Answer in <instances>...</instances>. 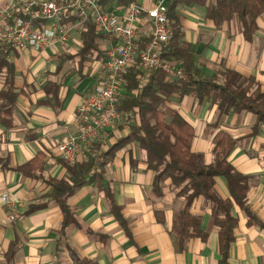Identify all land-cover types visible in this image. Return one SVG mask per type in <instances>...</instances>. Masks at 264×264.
Instances as JSON below:
<instances>
[{
    "label": "crops",
    "instance_id": "crops-1",
    "mask_svg": "<svg viewBox=\"0 0 264 264\" xmlns=\"http://www.w3.org/2000/svg\"><path fill=\"white\" fill-rule=\"evenodd\" d=\"M6 1L0 0V7ZM155 1L113 0L105 9L122 10L123 5L131 3L147 9ZM176 13L184 42L202 75L210 77L232 70L243 77H253L264 91V15L257 19L258 29L252 39L246 41L238 22L232 20L216 28L205 19L204 8L198 5L180 6ZM73 18L67 16L65 24L74 25ZM149 29L148 23L142 24L138 44H146ZM82 30L83 27L74 26L64 46L40 52L21 48L7 56L14 67L18 98L10 119L0 121V264H6L5 256L11 249L13 264H80L84 260L95 264H221L218 229L211 223L209 203L202 198L195 199L188 211L200 219V235L186 241L182 250L178 248L171 229L185 201L175 195L170 180L164 182L161 197L153 194L154 174L148 170L145 153L137 143L117 151L104 167L103 189L87 182L68 199L79 227L70 225L63 234V215L51 200V188L43 180L25 178L18 172V168L41 154L46 160L45 179L69 176L58 163L61 158L56 145L76 133V110L93 91L109 47L107 39L100 35V53L79 65L75 56L81 46ZM66 57L69 58L63 61ZM50 82L58 85V102L62 104L59 111L58 104L45 92ZM2 89L0 78V92ZM166 107L177 111L192 127L191 151L200 164L213 162L212 139L217 131L233 138L235 146L228 162L249 177L247 207L257 222L264 224V124L254 133L256 118L247 112L218 119L217 106L207 98L200 104L192 96L181 101L171 98ZM217 122L218 127L214 128ZM127 132L126 126L110 128L94 146L99 145L100 152H104ZM85 160L82 155L76 164ZM215 191L224 200L230 197L223 177L215 178ZM5 193L9 199L3 200ZM38 204L42 209L24 214L29 206ZM116 210L123 224L116 219ZM232 215L237 223L226 264H264V228L250 222L236 205Z\"/></svg>",
    "mask_w": 264,
    "mask_h": 264
},
{
    "label": "trees",
    "instance_id": "trees-1",
    "mask_svg": "<svg viewBox=\"0 0 264 264\" xmlns=\"http://www.w3.org/2000/svg\"><path fill=\"white\" fill-rule=\"evenodd\" d=\"M112 1L100 0V7L105 10V6ZM117 1L121 3L124 0ZM128 5H123V8ZM190 5L203 7L205 19L211 21L216 28L232 20L238 22L246 41L252 39L258 29L257 19L264 15V0H211L210 3L207 0H172L167 17L172 22L174 32L172 41L163 51L162 57L180 65L189 78L188 82L167 81L160 71H152L145 80H141L142 72L139 69V58L136 56L134 65L121 77L123 92L118 100L119 111L124 119L116 127L126 126L128 132L104 152H100L99 145L94 146V150L101 156V162L96 169L95 158L90 156H87L84 162L74 165L59 159L58 163L62 164L69 176L60 180L45 179L43 173L46 160L41 154H37L31 161L18 168V172L25 178L43 180L51 188V200L63 215L61 234L70 225L79 227L68 206V199L87 182L95 183L98 189H103L104 167L112 161L117 151L133 143H137L139 149L144 151L147 168L154 174L153 194L161 197L164 182L170 180L171 187L176 191L175 195L185 201L184 209L175 215L171 229L180 250L184 248L186 241L200 235V219L188 212L193 201L198 198L207 201L211 207V223L218 229L221 264H226L230 244L234 239L233 230L237 223L232 215L234 205L245 212L250 222L264 228V224L257 222L247 207L249 177L237 172L228 162L235 146L233 138L222 130L217 131L212 139L213 162L200 164L191 151L194 138L192 127L177 111L166 107V102L171 98L181 101L186 96H192L198 104L207 98L212 105L217 106L218 119L230 113L247 112L256 118L254 133L264 124V91L253 77L246 78L232 70H223L207 77L202 75L195 65L189 45L184 42L183 33L178 26L176 13L178 7ZM73 19L76 21V18ZM37 25L41 27L43 23ZM82 27L81 46L75 56L79 65L88 62L94 53H100L97 44L100 35L93 22L87 21ZM137 46L138 55L145 42L142 45L137 43ZM8 54L9 52L0 55V78L3 79V89L0 92V121L10 119L18 98L14 88L15 71L7 60ZM60 69L61 67H58L57 71ZM45 92L48 98H53L55 105L58 104L56 110L59 111L62 104L58 102V85L48 83ZM213 127L217 128L218 122ZM217 177L226 180L230 196L228 199H222L215 191ZM107 198L115 210L109 193ZM40 209L42 206L39 204L31 205L24 214L29 215ZM115 217L123 224L118 210ZM13 256L14 249H11L5 256L6 264H13ZM80 264L95 263L84 260Z\"/></svg>",
    "mask_w": 264,
    "mask_h": 264
},
{
    "label": "built area",
    "instance_id": "built-area-1",
    "mask_svg": "<svg viewBox=\"0 0 264 264\" xmlns=\"http://www.w3.org/2000/svg\"><path fill=\"white\" fill-rule=\"evenodd\" d=\"M172 0H156L151 8L131 3L122 10L102 9L100 0H7L0 7V55L21 48L40 52L46 48L64 46L74 26L93 22L97 33L105 37L109 47L97 75L93 91L76 110V133L57 142L59 157L70 165L82 155L101 162L94 144L99 136L124 119L119 111L123 92L121 77L139 58L141 80L152 71H160L167 81L188 82V76L176 62L162 57L171 43L173 26L167 12ZM67 16L76 18L67 26ZM39 27L37 24H42ZM149 24L148 42L137 55V38L142 24ZM2 199H9L5 193Z\"/></svg>",
    "mask_w": 264,
    "mask_h": 264
},
{
    "label": "rangeland",
    "instance_id": "rangeland-1",
    "mask_svg": "<svg viewBox=\"0 0 264 264\" xmlns=\"http://www.w3.org/2000/svg\"><path fill=\"white\" fill-rule=\"evenodd\" d=\"M80 27H81V26H80ZM80 27H79V28H80Z\"/></svg>",
    "mask_w": 264,
    "mask_h": 264
}]
</instances>
